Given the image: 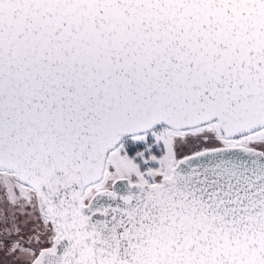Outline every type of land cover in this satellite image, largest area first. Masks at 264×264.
I'll return each mask as SVG.
<instances>
[{
	"label": "snow or ice",
	"instance_id": "obj_1",
	"mask_svg": "<svg viewBox=\"0 0 264 264\" xmlns=\"http://www.w3.org/2000/svg\"><path fill=\"white\" fill-rule=\"evenodd\" d=\"M0 264H264V0H0Z\"/></svg>",
	"mask_w": 264,
	"mask_h": 264
}]
</instances>
